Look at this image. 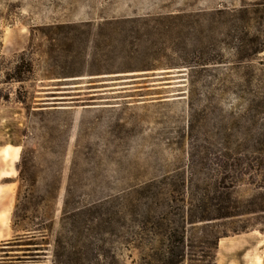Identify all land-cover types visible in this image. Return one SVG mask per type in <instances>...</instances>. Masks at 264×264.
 <instances>
[{
  "label": "rangeland",
  "instance_id": "374dc122",
  "mask_svg": "<svg viewBox=\"0 0 264 264\" xmlns=\"http://www.w3.org/2000/svg\"><path fill=\"white\" fill-rule=\"evenodd\" d=\"M263 45L264 0H0V264H133L124 191L145 252L184 208L186 264H264Z\"/></svg>",
  "mask_w": 264,
  "mask_h": 264
},
{
  "label": "trees",
  "instance_id": "16d2710c",
  "mask_svg": "<svg viewBox=\"0 0 264 264\" xmlns=\"http://www.w3.org/2000/svg\"><path fill=\"white\" fill-rule=\"evenodd\" d=\"M246 12V11H245ZM251 54H247L244 58H241L239 62H246L252 59L253 56L264 51V45L260 48L258 46L251 47L249 49ZM247 77L245 80L251 83L252 70L247 67ZM243 72V71H242ZM223 76H228L227 74ZM226 77L212 78V80H224ZM264 89V81L261 82ZM123 195L115 198V206L113 209V214L111 220L106 214H101V222L103 224V235L108 233L107 227L112 225L113 234L116 237V242L119 245V250H124L130 252L129 257H132L131 252L134 250L138 252V259L133 260V264H186L189 259V254L187 251L186 244V225L185 216L183 209L179 213V220L175 222L176 227L172 228V224H164V247L162 249V240L159 241V246L154 249L152 254L145 252L148 249V242L146 240V235L148 232V223L145 213L140 210L142 204L134 203V200L130 198L126 191L122 193ZM71 202L68 198L64 201V207L61 216V227L65 229L68 224V219L70 215L74 218L81 216V208H74L72 211L69 210ZM104 206V205H103ZM264 217V216H262ZM109 219V220H108ZM74 219V222L78 223L79 220ZM109 226V227H110ZM158 231L162 236V222L158 223ZM39 227V226H38ZM214 227V226H210ZM246 229V228H245ZM241 230H233L234 234H239ZM264 233V228L261 230ZM43 230L38 228L34 230V234H42ZM111 233V234H112ZM229 234L219 233L215 236L214 240L211 241L213 245L218 247L219 242L228 238ZM100 241L105 242V239H100ZM217 242V243H216ZM206 257V256H204ZM207 264H211L207 261ZM214 262V261H213ZM81 264V263H80ZM118 264H122L118 262Z\"/></svg>",
  "mask_w": 264,
  "mask_h": 264
},
{
  "label": "bare ground",
  "instance_id": "6f19581e",
  "mask_svg": "<svg viewBox=\"0 0 264 264\" xmlns=\"http://www.w3.org/2000/svg\"><path fill=\"white\" fill-rule=\"evenodd\" d=\"M51 104H56V103H51ZM13 147V146H12ZM18 149V148H17ZM3 156L5 159H9L10 157L12 158L11 156V147L10 146H7L3 149V152H2ZM261 236V235H260Z\"/></svg>",
  "mask_w": 264,
  "mask_h": 264
},
{
  "label": "crops",
  "instance_id": "0c3cea01",
  "mask_svg": "<svg viewBox=\"0 0 264 264\" xmlns=\"http://www.w3.org/2000/svg\"><path fill=\"white\" fill-rule=\"evenodd\" d=\"M1 177H2V178H9V177H10V174H9V172H6V173L2 174ZM225 239H226V238H225ZM221 241H222V240H221ZM221 241H220V242H221Z\"/></svg>",
  "mask_w": 264,
  "mask_h": 264
},
{
  "label": "water",
  "instance_id": "95a60500",
  "mask_svg": "<svg viewBox=\"0 0 264 264\" xmlns=\"http://www.w3.org/2000/svg\"><path fill=\"white\" fill-rule=\"evenodd\" d=\"M58 103H64V102H58Z\"/></svg>",
  "mask_w": 264,
  "mask_h": 264
}]
</instances>
